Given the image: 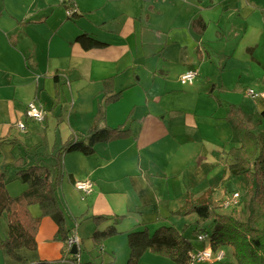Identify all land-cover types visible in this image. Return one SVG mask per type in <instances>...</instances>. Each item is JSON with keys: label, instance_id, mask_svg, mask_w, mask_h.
<instances>
[{"label": "crops", "instance_id": "crops-1", "mask_svg": "<svg viewBox=\"0 0 264 264\" xmlns=\"http://www.w3.org/2000/svg\"><path fill=\"white\" fill-rule=\"evenodd\" d=\"M73 2L76 13L68 18L61 0H0V140L13 142L0 144V172L5 175L8 194L17 196L25 188L16 177V159L23 158L30 165L34 155L40 154L48 160L70 136L91 129L105 79L113 78L114 91L121 95L106 106L104 125L116 128L125 124L130 136L98 143L91 156L71 152L62 157V180L56 197L69 220L71 234L76 232L80 245L83 236L90 242L89 260L82 263L80 247L75 253L54 240L56 225L50 218L41 217L37 205L29 208L32 217L40 219L37 249H21L17 254L24 264H72L76 254L80 264H125L126 234L143 228L152 233L161 227L175 228L194 250L201 249L203 243L192 233L197 215L175 213L181 211L188 194L194 199H210L218 214L239 212L221 207L234 179L229 174L232 161L227 153L240 146L225 116L230 105L239 107L243 114L264 110V98L247 97L246 87L238 83L246 75L236 74L246 70L247 53L250 64L247 66L252 65L250 75L255 78L253 86L258 91L264 89V28L247 24L241 46L225 60L224 70H235L237 82L216 83L197 69L195 85L187 88L179 83V77L199 64L213 62L200 42L199 28L194 25L199 20L206 25L199 3L191 2L182 18L180 36L172 31L165 34L163 52L158 55L163 69L154 70L155 75H150L148 81L139 72L128 73L126 68L132 65H124L123 61L126 56L132 59L141 56L137 19L145 6L138 0ZM145 2L155 4V11L150 12L153 15L159 14L157 9L166 0ZM206 2L210 6L213 0ZM256 6L264 14V0H246L248 17L258 11ZM145 25L158 33L164 29L153 27L148 16ZM82 34L105 43L106 47L82 49L75 43ZM190 44L195 48L193 51H189ZM56 76L61 88L68 90L70 99L63 104L54 97ZM210 86H214L212 95H208ZM44 96L57 102L45 109L56 122L51 136L47 114L43 123L24 117L26 105L31 101L44 104ZM19 120L24 123V133L15 127ZM255 133H264V121ZM85 180L93 183V191L82 198L73 184ZM97 215H124L116 227L120 234L99 247L91 242L95 227L90 217ZM80 216L83 219L77 220ZM207 226L210 231L212 223L203 225L206 230ZM6 235L7 218L2 216L0 239ZM218 252L224 254L222 260L198 264H236L231 248L224 247ZM0 264L19 263L0 251ZM139 264L172 262L147 252Z\"/></svg>", "mask_w": 264, "mask_h": 264}, {"label": "trees", "instance_id": "trees-1", "mask_svg": "<svg viewBox=\"0 0 264 264\" xmlns=\"http://www.w3.org/2000/svg\"><path fill=\"white\" fill-rule=\"evenodd\" d=\"M198 33H203L206 25L201 21L194 24ZM82 49H103L105 43L90 38L86 34L75 39ZM56 98L61 85L58 77L54 78ZM208 95H212V89ZM121 92L114 91V79L108 78L102 82V91L98 96V108L91 129L85 134H74L48 156V163L43 155H34L35 160L27 165L23 158L16 159V177L24 185V190L11 197L7 191L5 175L0 172V218H7V235L0 239V251L19 264L24 261L17 254L18 250L36 251V234L40 219L30 214V206L37 205L41 217L50 218L56 225L54 240L66 246L71 236L67 217L60 208L56 190L62 180V157L66 153L78 152L84 156L95 153L98 143L126 139L130 136L125 124L110 128L104 125L106 106L116 102ZM225 120L236 132L240 146L232 148L227 153L232 163L229 166L231 177H243L245 193L242 195L240 210L235 215H223L215 212L210 199H194L191 195L185 198L178 216L196 214L198 219L193 234H205L214 252L228 247L236 264H264V133H255L264 121V110L260 113L243 114L239 107L230 105ZM45 121V120H44ZM13 143L11 140H0V144ZM124 215L115 217L91 216L94 231L91 242L99 247L108 239L120 234L116 228L121 224ZM83 216L77 218L82 220ZM212 223L208 232L203 225ZM109 223V224H108ZM104 224H108L102 229ZM128 258L125 264H139L142 256L149 252L166 258L172 264H187L188 254L194 250L190 241L173 227H161L152 233L147 228L133 230L126 234Z\"/></svg>", "mask_w": 264, "mask_h": 264}, {"label": "rangeland", "instance_id": "rangeland-1", "mask_svg": "<svg viewBox=\"0 0 264 264\" xmlns=\"http://www.w3.org/2000/svg\"><path fill=\"white\" fill-rule=\"evenodd\" d=\"M140 1L139 4L144 5L141 18L137 19L138 25V42H139V49L138 54L141 55L137 58L127 57L123 59L125 61L124 65H132L129 68H126L128 73L139 72L147 77L148 81L151 80L150 75H155L156 69L162 70V62L159 61L158 55L163 52L162 43L165 39V34L168 31H172L173 35L180 36V30L182 28V18H185V15L188 13L191 2L193 0H166L162 7L157 9L159 14L155 11L156 6L152 2L147 4L145 0H138ZM196 3H199V11L205 17L206 27L203 33H198L200 38V42L203 44L205 50L210 54L211 63H206L202 66V64L197 65L190 71L197 72V69L202 72V75H206L210 79L219 83L220 81H224L227 84H234L236 81L235 70H224L225 60L229 55L232 54L233 51H237V49L241 46V43L246 36V25L252 26H261L260 28H264V19L263 13L261 12V8L258 9L257 12L251 14V17H248L246 13V0H213V3L209 6L208 2L204 3V0H194ZM204 3V6H202ZM160 6V4H159ZM264 7V6H263ZM194 11L195 8H194ZM263 14V15H262ZM150 18V21L153 27H161L164 28L161 30V33L156 32L155 29H146L145 25V18ZM243 29V30H242ZM220 30V31H219ZM201 50L203 49L202 46L199 44ZM195 48L193 44L189 45V51H193ZM238 53V52H237ZM130 54H134V51L131 50ZM143 56V57H142ZM240 58V57H237ZM241 59V58H240ZM247 61H249V57L246 53V70L237 71L236 74L246 75L245 78H241L238 81L239 85H243L246 87V90H252L254 93H260L263 90L258 91L253 86V82L255 78H252L250 74H252V70L247 65ZM233 75V76H232ZM199 79V78H197ZM202 79V78H201ZM246 81V86H245ZM159 82L155 80V83ZM195 85V83H194ZM218 86V85H216ZM244 88H241V91ZM68 90L65 88H60L58 94V103H66L67 100L70 98L68 97ZM56 98V95L54 94ZM67 97V98H66ZM43 103L41 104L44 109L49 110L50 105H57V102H51L52 100L49 99L48 96L43 97ZM52 103V104H51ZM45 110V111H47ZM48 115V123L51 125L49 135L51 136L54 132V126L56 122L54 121L55 118L52 116L50 112H46ZM60 114V113H59ZM55 122V124H54ZM229 152V151H228ZM48 163V160H45ZM232 184L228 185V190L231 194L233 190H237V193L240 194V201L242 199V195L245 193V180L242 177H233ZM12 187V186H11ZM242 202V201H241ZM240 208V206H239ZM237 208L238 210H240ZM233 210V209H231ZM236 210V209H234ZM216 212V211H215ZM226 212V211H225ZM66 215V214H65ZM236 216V215H235ZM69 220L67 221V223ZM209 226H207V230L209 232ZM82 245H80L81 251L80 254L82 256V263L85 260H89L87 257L89 253V244L90 242L83 236L82 237ZM193 239V236L191 237ZM58 242V241H57ZM81 244V243H80ZM89 247V248H88ZM223 259V258H222ZM221 259V260H222ZM79 260V263L81 262Z\"/></svg>", "mask_w": 264, "mask_h": 264}, {"label": "built area", "instance_id": "built-area-1", "mask_svg": "<svg viewBox=\"0 0 264 264\" xmlns=\"http://www.w3.org/2000/svg\"><path fill=\"white\" fill-rule=\"evenodd\" d=\"M74 0H61L62 4L65 7V14L68 18H71L75 15V7ZM197 73L195 71H186L179 77V83L187 88L192 87L194 81L196 79ZM246 96L251 99L256 98H264V90L260 93H254L252 90L246 91ZM24 117L29 119L35 123H43L46 117V111L44 107L37 101H31L26 105ZM15 127L22 133L26 131L24 123L22 120H19L15 123ZM74 189L79 192L82 198L90 195L93 191V183L90 180L85 181H75ZM240 194L237 192H233L231 194H226L221 202V207L224 209H237L240 206ZM77 226H75L76 228ZM74 228V229H75ZM197 241L203 243L201 249L193 250L188 254V263L187 264H198L203 262H211L213 260L220 261L224 254L220 252H214L211 246L208 243V237L205 234L197 235ZM67 249L75 247L76 250H79L80 247V239L74 231L69 239L66 242ZM74 260L72 264H80L79 263V255L76 254L73 256Z\"/></svg>", "mask_w": 264, "mask_h": 264}, {"label": "water", "instance_id": "water-1", "mask_svg": "<svg viewBox=\"0 0 264 264\" xmlns=\"http://www.w3.org/2000/svg\"><path fill=\"white\" fill-rule=\"evenodd\" d=\"M72 250H73V252L75 251V253H76V248L75 247H72Z\"/></svg>", "mask_w": 264, "mask_h": 264}]
</instances>
